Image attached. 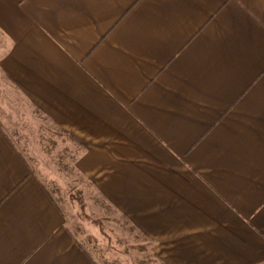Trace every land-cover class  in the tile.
<instances>
[{
    "label": "crops",
    "instance_id": "obj_1",
    "mask_svg": "<svg viewBox=\"0 0 264 264\" xmlns=\"http://www.w3.org/2000/svg\"><path fill=\"white\" fill-rule=\"evenodd\" d=\"M42 123L164 264H264V0H0V264H96Z\"/></svg>",
    "mask_w": 264,
    "mask_h": 264
},
{
    "label": "rangeland",
    "instance_id": "obj_2",
    "mask_svg": "<svg viewBox=\"0 0 264 264\" xmlns=\"http://www.w3.org/2000/svg\"><path fill=\"white\" fill-rule=\"evenodd\" d=\"M36 132L40 148L31 161L60 206L71 235L95 263L164 264L153 251V241L135 230L74 169L75 142L44 123Z\"/></svg>",
    "mask_w": 264,
    "mask_h": 264
}]
</instances>
